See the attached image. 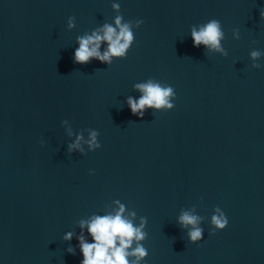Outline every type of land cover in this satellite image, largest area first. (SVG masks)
Instances as JSON below:
<instances>
[{
  "label": "water",
  "instance_id": "1",
  "mask_svg": "<svg viewBox=\"0 0 264 264\" xmlns=\"http://www.w3.org/2000/svg\"><path fill=\"white\" fill-rule=\"evenodd\" d=\"M262 10L264 0H0V264H80L77 237L93 242L80 222L121 205L143 222L128 249L146 248L139 264H264V55H249L264 53ZM118 14L142 21L125 56L74 63L77 37ZM210 19L227 55L193 47L192 26ZM150 79L173 88L174 107L137 117L127 99ZM92 130L101 147L90 151ZM77 135L83 152L69 153ZM217 207L228 223L210 235ZM182 211L200 218V241Z\"/></svg>",
  "mask_w": 264,
  "mask_h": 264
},
{
  "label": "clouds",
  "instance_id": "2",
  "mask_svg": "<svg viewBox=\"0 0 264 264\" xmlns=\"http://www.w3.org/2000/svg\"><path fill=\"white\" fill-rule=\"evenodd\" d=\"M113 10L119 12V4L112 3ZM260 17L264 18V10L260 11ZM142 21H123V17L118 14L114 19L115 27L105 23L102 29L93 31L91 35L77 37L79 47L73 53V61L78 64L89 63L92 59H96L101 63H111L112 57H124L130 45L134 41L132 31L133 24L139 27ZM68 29L75 26V17H69L67 20ZM102 32V34H100ZM233 37L239 39L238 30L233 31ZM191 39L193 47L204 46L209 52L216 51L222 55H227L221 41L225 39V33L219 20L210 19L208 22L192 26ZM101 41L106 42L108 47L101 54L99 46ZM250 58L253 61L258 60L264 53L259 50L250 52ZM253 68H260V64L254 63ZM135 89L142 93L138 100L128 97L127 105L130 112L137 117H143L144 111L148 108L171 109L174 105L170 102V98L175 96V92L171 86H162L158 82L151 79L145 83L136 84ZM99 133L92 130L89 138L85 142L88 149L94 150L101 147L98 142ZM81 135H77L76 140L68 145V151L73 150L83 152L80 145ZM91 174V172H90ZM215 215L211 217V224L214 230L210 232L213 235L215 231L222 230L226 227L228 221L223 211L219 207L215 208ZM124 206L121 205L115 215L93 216L88 221H81L80 227H87L88 234L92 238V243L86 242L83 234L77 237L79 241L80 252L83 257L80 264H139L147 255V250L137 243L136 247L129 252L134 241L139 242L145 239L146 233L141 227H134L131 220L123 216ZM130 215H135L131 213ZM200 218L191 214L189 211H182L178 218L181 227H190L188 231V239L196 243L202 239L203 230L198 226ZM72 233H66L65 240H70ZM71 252V249H69ZM129 256H135L136 260H129Z\"/></svg>",
  "mask_w": 264,
  "mask_h": 264
}]
</instances>
